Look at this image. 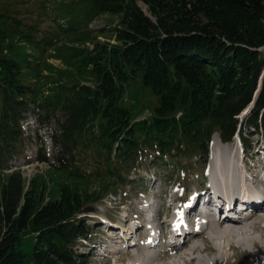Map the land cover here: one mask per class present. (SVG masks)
Listing matches in <instances>:
<instances>
[{
  "label": "trees",
  "instance_id": "16d2710c",
  "mask_svg": "<svg viewBox=\"0 0 264 264\" xmlns=\"http://www.w3.org/2000/svg\"><path fill=\"white\" fill-rule=\"evenodd\" d=\"M5 1L11 9L0 6V21L9 28L0 29V147L8 149L17 134L18 124L9 119L17 118L27 103L38 101L77 122H99L104 136L97 145L104 150L114 149L123 136L131 138L134 148L120 154L119 163L112 164L117 167L131 164L139 149L156 151L163 161L177 149L180 155L199 156L207 163L214 133L232 142L239 129L250 128L264 143V0H83L65 12L75 21L60 25L52 19L54 28L10 16L17 5L11 2L17 0ZM38 2L48 16L53 0ZM63 8L57 4L54 18ZM104 15L116 16V27L90 30L79 22ZM112 38L116 45H111ZM25 45L40 54L35 63L58 57L70 65L68 85L52 94L44 86L32 91L20 86L31 80L28 69L25 72L29 66L22 65L30 55ZM139 75L159 105L152 119L133 123L120 99L125 84ZM88 80L94 87L81 84ZM253 102L240 123L236 116ZM243 140L249 148V140ZM194 167L185 169L195 172ZM43 182L35 178L32 189L25 191L21 174L14 173L1 189L0 264H26V239L34 241L32 264H92L74 249L78 237L85 236L82 221H70L88 212L101 195L83 197L77 186L56 182L52 188L47 185V200L45 190H39Z\"/></svg>",
  "mask_w": 264,
  "mask_h": 264
},
{
  "label": "rangeland",
  "instance_id": "374dc122",
  "mask_svg": "<svg viewBox=\"0 0 264 264\" xmlns=\"http://www.w3.org/2000/svg\"><path fill=\"white\" fill-rule=\"evenodd\" d=\"M81 1L83 0H76L73 2H70V0H53V3L48 5V9H49L47 12L49 16L48 17L45 11L42 9V6L38 2V0H17V1L11 2L12 4H17L15 8L16 12L11 11L9 15L14 16L17 14L20 19H23L25 21V24H30V25L32 24L34 26L35 24H39L42 28H46L47 26H51L54 28L55 26H54V23L52 22V19H57L60 25L63 23L65 24L68 20L75 21L74 18L69 17L65 12L68 10H75L76 8L73 7V4L79 5ZM1 4L4 7H8L11 9V4L9 1L0 0V6ZM57 4H60V6L61 7L63 6L64 8L61 12L62 15L58 14V17L54 18L56 14L55 7L57 6ZM139 5L146 13H148L147 6H145L142 3H140ZM3 6H1V8H3ZM115 21H118L116 16L113 17V16L104 15L100 18H97L95 21H91L88 23L83 22V21H79V22L83 24L85 27L88 26L90 30H99L100 28L101 29L107 28L106 25H110V26L114 25L116 23ZM6 25L7 23L4 20H3V23H1L0 21V29L8 30L9 28L5 27ZM101 38L105 39L104 37H99V41H102ZM64 39L69 41V39L66 37H64ZM71 43L72 41H69V44ZM89 44L92 45L93 42L92 41L87 42L86 46L89 47ZM26 50H27V53L30 55H33L34 58L40 57V54H37L38 52L35 51L32 47L26 46ZM262 54L264 56V48L262 50ZM57 58L58 57L51 58L47 61L48 65L43 64L41 66H36V64L33 61H31V68L35 70H41V71H38V73H31V75H29L31 80H26V83L32 84L34 87L41 86L42 88V86H44V89L48 88L49 90L53 92L57 91L58 89L57 87L61 89L62 87L67 86L70 81L69 71L71 69V66L63 62L61 59H57ZM49 66H51L54 69L52 70ZM121 101H122V104H124L126 108L133 114L134 118L149 116L150 113L155 114V108L159 105L158 98L152 93L151 88L144 85L141 75H139L137 79L130 80L125 84V88L122 94ZM242 118H245V116L243 115ZM251 137L253 138V142L252 141H249V142H252L251 147L253 149L250 150L248 154L246 165H245V160L239 159L241 163H243L242 166L240 167L243 168L244 166L245 169L244 168L243 169L246 170L247 167L251 166L259 170V166H260L259 161L261 160L260 152L264 153V146H263L264 143L257 136H251ZM45 139H46V136L43 133H41L38 141L39 142L41 140L44 141ZM211 147H212V144H211ZM243 147H244L243 143L242 141H240L239 137L234 139V141L229 145L221 144L220 141L216 138L213 140V147L212 149H210V153L211 151H213L212 152L213 155H215V153L216 154L224 153V154H227L229 157L230 151H234V153H237L240 156V153L243 150ZM259 150L260 152L258 153ZM237 154L235 155L236 161L238 160ZM92 158L93 156L88 157V155L83 154L79 158L77 163H75L74 165L68 166V169L65 168L68 172L64 177L61 178V180L62 179L66 180L65 185L77 186L78 188H80L82 185L81 181L75 179V175L71 172H74L76 168H79V170H82L83 176H89V175L94 176L90 180V182H87V185H88L87 191L89 194H102V197L100 201L91 205L93 206L92 207L93 209H96V213L92 215H85V220H86V226L89 228L90 231L95 232L98 229H102L103 232L100 235H98L97 238L94 236L91 242H98V240H100V242L103 240L104 241L108 240L109 235L105 233L104 229L106 228V223L108 222L107 217L110 215L111 217H113L115 221L114 223H110L113 226V228L117 229V232H123V234L125 235H130L132 232H129V228L126 227V224L129 223L128 222L129 220H132L134 225H138L135 222L134 217H135V213L137 211H141L142 208L144 207V204H138V202H142L144 200L145 202L148 201L149 203H154V206H156L157 208L161 205L163 207L162 211L165 214H168L169 219H171V217L174 214V209H172V204L174 203V201H171L172 200L171 198L173 199L179 198L181 195V192L176 187L174 188L171 187V189H168L167 193L169 195L170 200L165 202L164 204L157 197L156 198L153 197L154 195L153 190L148 189V192L145 191L146 195H141V193L144 192V190H146L143 188L147 182L156 183L155 185L156 189H159V192L157 193L158 196L162 194V192H164L163 177H165L166 174H170V171L162 170L163 165H159V166L158 164L154 165L152 161L150 165L151 167H154L156 171L151 170V169L149 170V172L146 170H137L131 173L130 180H132V182L129 181L128 183H121V181H119L116 183H112L108 179L105 181L96 179L97 173H96V170H94L92 167V164H93ZM213 160H214V157H213ZM210 162L212 163V161H210L209 159V163ZM213 164L214 162L212 163V167L214 169L215 164L214 165ZM24 165H25V162H21L17 166H24ZM170 167H173L174 178L169 180L170 182L167 185L171 183L176 185L177 183H179V184H182V185L184 184L188 186V183L190 180H192L193 178L199 177V173L198 175L196 173L190 176L186 173V175H188L186 176L183 173L182 168L178 165L177 161H172L170 163ZM157 171H159V173L161 172L160 173L161 175H159ZM16 173L21 174L23 178V182H24L25 191H27L28 188L32 189V182L33 180H35L36 177L40 178L42 182L46 180L47 183L43 182L45 184L43 188L41 184L39 185V190L43 189L45 190L46 193L48 189L47 184L49 187L52 186L56 182H58L59 185L63 184L62 181L57 180L59 179V177H55L54 176L55 173L47 166L37 165L34 167L21 169L20 171ZM151 173L156 174L158 178L160 177V181L152 182L154 175L151 176L152 179L150 180H148L149 176L144 178L147 174H151ZM11 175L12 174H6V173L0 174V191L1 189L7 188V185L9 182V176ZM206 176L207 175H204V177ZM116 178L120 179L118 177ZM167 182L168 181H166L164 185H166ZM209 182H210L209 180L206 182L201 181V182H198L197 185L202 188V191H206V187H207V184H209ZM194 188L195 187L193 186L192 190ZM196 189L194 191H197ZM51 190L52 192H54L53 191L54 189H51ZM81 193H82V190H81ZM196 193L197 192H194L193 194H196ZM188 194H190V192ZM191 195L187 196V200L189 199ZM167 210H169L170 214ZM88 219H91L93 221L88 220ZM156 223H158V219L156 220ZM140 229L141 228H139L138 230ZM259 230H260L259 232L255 233V236L258 241L257 243H259V247L261 248L260 249L257 248L256 250L248 249L247 252H240L238 253L239 255L237 254L238 256L235 257L233 263H231V259L233 258L232 257L228 264H253L255 262V259H256L255 252L260 253L261 251H264V249H262L264 245V231L262 230L263 231L262 232L260 228ZM134 238L136 240L141 239L138 233L134 234ZM124 240L125 239L120 240L118 237L111 238L109 242L111 246L114 245L115 247L114 248L115 251L114 249L111 250V252H114V254L107 253L102 249H98L100 253V257L96 254H93V257H91L93 260L92 264H116L112 258H114L115 260H117V258H120V260H123V259L128 260V263H126V261L124 262L120 261L118 262V264H142L143 261L140 263H135L136 260L138 259L141 260V256L135 255V252L139 254L140 251L138 249L133 248L134 246H131V245L128 246V241H126L125 243L126 244L125 246L129 249L128 251H126V254H124L123 251H120V250L116 252V248L120 246H124ZM85 242L86 241H83V243H81L83 245L80 246V252L81 251L85 252V254L83 255L87 257L90 253V250L93 249L94 246L92 248L87 249L91 245H87ZM25 244L27 245L25 250L28 254L26 264H32V262L34 261L33 260L34 241L30 239H26ZM172 258H176V257L173 256L171 257V259ZM145 261L148 262L146 258H145ZM143 264H145V262Z\"/></svg>",
  "mask_w": 264,
  "mask_h": 264
},
{
  "label": "bare ground",
  "instance_id": "6f19581e",
  "mask_svg": "<svg viewBox=\"0 0 264 264\" xmlns=\"http://www.w3.org/2000/svg\"><path fill=\"white\" fill-rule=\"evenodd\" d=\"M219 154L215 153L214 155L215 166L212 173V176H215L213 181H218L223 185L222 193L218 194L219 206L222 204V195H225L224 199L233 197L237 200L236 196L241 197L240 206L232 208L231 213H228L227 220L218 221L203 228L202 221H199L196 226H184L193 216L192 213L195 212L197 204H192L190 208H185L186 206L183 204L180 205L174 215L173 223L177 227L176 235L184 237L185 248L181 251L174 249L161 260H154L153 255L147 254V264H222L224 262L228 264L230 259L237 257L240 252L261 248L257 243L255 233L260 231L259 228L264 231V202L260 196L256 198V194L251 193L250 181L246 178L247 172L244 170V166V169L240 167L243 163L238 156L237 161L235 160L236 156L234 160L229 161L227 154ZM236 172L242 176V179L239 176L240 180L236 183L232 178L227 179V175L234 176ZM258 208L260 209L258 210ZM246 210L252 211L253 215L241 222L238 215L243 214ZM187 218L188 220L185 221L184 219ZM148 230L154 233L152 228ZM149 242L151 245H157L159 238L156 236ZM255 253L259 260L258 263L264 264V251ZM173 256L176 258L171 259ZM209 257L210 259H208Z\"/></svg>",
  "mask_w": 264,
  "mask_h": 264
}]
</instances>
